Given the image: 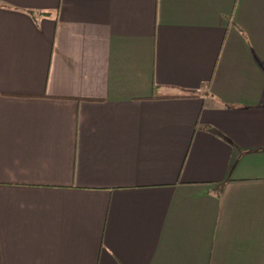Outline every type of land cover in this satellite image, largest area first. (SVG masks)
Instances as JSON below:
<instances>
[{"label": "crops", "instance_id": "0c3cea01", "mask_svg": "<svg viewBox=\"0 0 264 264\" xmlns=\"http://www.w3.org/2000/svg\"><path fill=\"white\" fill-rule=\"evenodd\" d=\"M0 264H264V0H0Z\"/></svg>", "mask_w": 264, "mask_h": 264}]
</instances>
